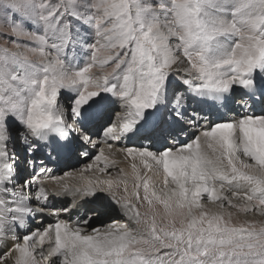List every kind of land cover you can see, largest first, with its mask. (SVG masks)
Wrapping results in <instances>:
<instances>
[{"label": "snow or ice", "instance_id": "6c2138e0", "mask_svg": "<svg viewBox=\"0 0 264 264\" xmlns=\"http://www.w3.org/2000/svg\"><path fill=\"white\" fill-rule=\"evenodd\" d=\"M0 41V264H264V0H0Z\"/></svg>", "mask_w": 264, "mask_h": 264}, {"label": "bare ground", "instance_id": "6f19581e", "mask_svg": "<svg viewBox=\"0 0 264 264\" xmlns=\"http://www.w3.org/2000/svg\"><path fill=\"white\" fill-rule=\"evenodd\" d=\"M232 115H233L232 113L229 114L230 117ZM100 142H102L104 144L102 146V148H103V152L105 153V155L109 156L110 159H113L114 158L115 159V162H116V165H118V168H125L127 170L128 169V161L125 158V154L122 151H120V149H123L126 146L127 147L138 146V144H135V142H133V141H121L119 143L111 142L113 149H110L109 146H108L109 145V142L104 141V139L102 137L100 139ZM79 169H80V167H77V163L76 162H73L72 163L71 168L66 167L64 165H59V170L57 171V173H54L53 172V176L62 175V174H64V172H67L69 170H79ZM111 170H113V171H111ZM110 171L113 174V172L117 171V168H112V169H110ZM89 173H91V175H96V176L99 174L98 169H93L92 171H89ZM88 176H90V175H88ZM102 178H106V177H102ZM113 178H114V176H113ZM41 179H43L45 181V187L50 190L51 187H52V182L49 179V177L48 176L47 177L44 176V177H41ZM57 198L58 197H51L50 196L49 203L51 205L56 203L60 207L61 206L60 205L61 203H65L66 202V197H60V198H58V199H61V201H58ZM234 203H242V201H236ZM71 204H72V202L70 203V205ZM89 206L90 205H88V204H84L83 205V207H89ZM49 208H52V206H49ZM57 213H58V215H54L53 213H51L50 216L44 215L43 218H42V223H40L38 226L40 228H42V229L43 228H47L50 225H54L55 222H56V220H57V218L63 219L66 222H69L70 223V227H73L74 228L76 226L75 225V222L77 221L78 218H76L74 221H72V217L70 218V215H71L72 212L65 213V212H61L60 209H58L57 210ZM248 219H251V218H248ZM112 220H117V221H120V222H124V217H122L120 215V212H119V209L118 208H117V210L114 213L111 214L110 217H103L101 220L94 221L92 224H94V223L97 222V223H99V225H95V226L94 225H91V227L92 228H98V227H102L103 228V227H106ZM34 226H37V225L34 224ZM53 235H54V233H53ZM48 244H49V242H48V240L46 238L45 239V245L44 246H41L40 244H38V245L35 246L36 251H37V255L39 257H40L39 252H40V250H41L42 247L44 248L45 255L47 256V247H48ZM39 264H45V262L44 261H41Z\"/></svg>", "mask_w": 264, "mask_h": 264}, {"label": "rangeland", "instance_id": "374dc122", "mask_svg": "<svg viewBox=\"0 0 264 264\" xmlns=\"http://www.w3.org/2000/svg\"><path fill=\"white\" fill-rule=\"evenodd\" d=\"M0 43H2V41H0ZM83 59V58H82ZM116 111H119V106L117 105V108H116ZM114 115H115V113H114ZM234 115V114H233ZM230 117V116H229ZM190 131H192V130H190ZM94 139H96V137L94 136L93 137ZM101 139V138H100ZM100 139H99V147L97 148V149H95V150H93L92 151V155L94 156L95 154H97L98 152H100V151H103V148H102V146L104 145L102 142H100ZM183 139V138H182ZM109 146V145H108ZM107 146V147H108ZM139 146V145H138ZM110 149H113L112 148V146L111 147H109ZM105 154V153H104ZM74 162H76V161H74ZM77 163V167H80V168H82V167H84L85 165H87V164H89V163H92V160L89 158V159H81V160H79L78 162H76ZM117 168H118V165H117ZM114 170V169H113ZM113 170H111V171H113ZM65 173V172H64ZM116 173H117V171H115V172H113V174H112V178H113V176H114V178H116ZM86 175H90L89 177H94L95 178V176L96 175H91V173H86ZM98 175H100V174H98ZM97 175V176H98ZM158 187H162V185H159ZM69 196H71V194H69ZM72 197V196H71ZM68 198V196L66 197V199ZM68 200H66V202H67ZM234 202H236L235 200H234ZM202 203L207 207V208H211L212 210H214V211H220L221 209H219V207H218V205L217 204H213V203H210L209 201H207V199H206V196H204V197H202ZM66 205V204H65ZM70 206V205H69ZM59 207V206H58ZM60 207H62V206H60ZM48 211V212H47ZM47 211H45V213L43 214V216L44 215H48V216H50V214L52 213L51 212V208H48V210ZM141 211H143V209H141ZM223 211H225V212H228V211H231L232 213H233V219L234 220H236V219H240V220H243V219H245L246 217H245V214L244 213H238L236 210H234V209H230V208H228V206H227V204H225V207H224V209H223ZM43 216H42V218H43ZM240 216V217H239ZM247 218H253L252 217V214H248L247 215ZM256 219H261L258 215L255 217ZM92 225H99V223H94V224H92ZM101 226V225H100ZM99 228H101L102 229V227H99ZM39 243H36L35 244V246L36 245H38ZM46 256V255H45ZM36 259H37V261H39L38 262V264L41 262V261H44L45 262V264H48L47 262H48V260H46V259H44V258H42L41 256L39 257L38 255L36 256Z\"/></svg>", "mask_w": 264, "mask_h": 264}]
</instances>
